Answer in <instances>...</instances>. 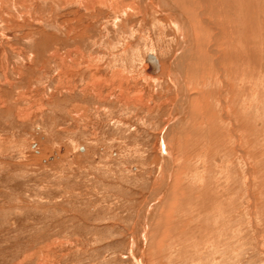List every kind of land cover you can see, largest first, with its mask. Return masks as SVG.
I'll return each instance as SVG.
<instances>
[{"label": "rangeland", "instance_id": "1", "mask_svg": "<svg viewBox=\"0 0 264 264\" xmlns=\"http://www.w3.org/2000/svg\"><path fill=\"white\" fill-rule=\"evenodd\" d=\"M262 24L264 0H0V264H264Z\"/></svg>", "mask_w": 264, "mask_h": 264}, {"label": "bare ground", "instance_id": "2", "mask_svg": "<svg viewBox=\"0 0 264 264\" xmlns=\"http://www.w3.org/2000/svg\"><path fill=\"white\" fill-rule=\"evenodd\" d=\"M157 1V0H156ZM160 2H162V1H160ZM229 2V1H228ZM157 3V2H156ZM164 3V2H163ZM243 3V2H242ZM158 4H160V3H158ZM160 6V5H159ZM172 6V5H171ZM207 6V5H206ZM210 9V8H209ZM166 10V9H165ZM231 10V9H230ZM233 10V9H232ZM116 11V10H115ZM210 11V10H209ZM216 12V11H215ZM227 12H229V11H227ZM170 13V12H169ZM178 13V12H177ZM176 14V13H175ZM182 13H178V15H177V17L175 18L176 20L175 21H177L178 22V25L180 26V29H181V31L183 32V31H186V30H188L187 29V26H189V24L185 21V19H184V17L181 15ZM228 14H232L231 12L230 13H228ZM227 14V15H228ZM216 16H217V14H216ZM220 16V15H219ZM233 16V15H232ZM231 16V17H232ZM235 16V15H234ZM233 16V20L235 19V17ZM212 17H215V16H212ZM226 17V16H225ZM230 17V16H229ZM196 18V17H195ZM216 18V17H215ZM221 17H217L216 19H220ZM225 19V18H224ZM227 19V18H226ZM226 19H225V21H226ZM260 19H262L263 20V18L262 17H260ZM221 21L223 20V18L222 19H220ZM259 20V19H258ZM204 21V20H203ZM227 21H229V20H227ZM224 21H222L221 23H222V25L224 26V23H223ZM261 22V21H260ZM220 23V24H221ZM227 24H229L228 22H226ZM225 23V24H226ZM250 23V22H249ZM191 24V23H190ZM216 24V23H215ZM226 24V25H227ZM175 25V24H174ZM262 25H264V24H262ZM220 27V26H219ZM229 28V31H227L228 33H229V36H228V34H227V37L225 38V39H227V44L226 45H229V46H233V42H234V40L233 39H235V37L233 36V33H232V31H235L234 29L232 30V27L230 26V24H229V26H228ZM218 28V27H217ZM222 28V27H221ZM220 28V29H221ZM213 29H214V27H213ZM219 29V28H218ZM225 29V28H224ZM224 31V30H223ZM187 32V31H186ZM218 33V32H217ZM243 33V32H242ZM235 34H236V32H235ZM183 35H185V33L183 34ZM185 36H188V35H185ZM184 37V36H183ZM190 37V36H189ZM188 37V38H189ZM187 38V37H186ZM186 38H185V40H186ZM222 38V37H221ZM240 38H242V37H240ZM239 39V38H238ZM237 39V40H238ZM245 39V38H244ZM244 39L242 38V40L244 41ZM248 39V38H247ZM241 40V39H240ZM223 41V40H222ZM221 41V42H222ZM243 41H241V42H243ZM187 42V41H186ZM236 42V41H235ZM204 43V42H203ZM243 43H245V42H243ZM187 44V46H188V43H186ZM247 44V43H246ZM215 46V45H214ZM221 46V45H220ZM186 47V46H185ZM249 47V46H248ZM201 49H203L202 48V46H201ZM184 50V49H183ZM182 50V51H183ZM207 50V49H206ZM205 50V51H206ZM224 50V49H223ZM251 50H252V48H251ZM260 50V49H259ZM262 50V49H261ZM220 51V50H219ZM226 51V50H225ZM256 52H257V50H256ZM184 53V52H183ZM204 53V52H203ZM252 53H254V51L252 52ZM256 54V53H255ZM152 55H154V54H152ZM212 56V55H211ZM214 56V55H213ZM215 56H217L216 54H215ZM219 57V56H218ZM224 57V56H223ZM157 58V57H156ZM220 58V57H219ZM157 60H158V58H157ZM184 60V59H183ZM222 60V59H221ZM182 61V60H181ZM180 61V62H181ZM218 61V60H217ZM230 61V60H229ZM147 62V61H146ZM158 62H159V60H158ZM219 62H220V60H219ZM227 62H228V60H227ZM239 62V61H238ZM211 63V62H210ZM223 63V62H222ZM148 64V63H147ZM207 65V64H206ZM212 65V64H211ZM264 65V64H263ZM208 66H210V65H208ZM232 66H233V64H232ZM238 66L240 67V64H238ZM254 66V65H253ZM148 73H149V71L151 70V65H149L148 64ZM207 67V66H206ZM234 67V66H233ZM233 67H232V69H233ZM211 68V67H210ZM218 68H219V65H218ZM242 68V67H241ZM245 68V67H244ZM251 68V67H250ZM178 69V68H177ZM212 69H214V66L212 67ZM220 69V68H219ZM231 69V70H232ZM236 70H237V68H235ZM239 69V68H238ZM243 69V68H242ZM161 70H162V65H161V63L159 62V71H158V73L157 74H155V75H152V74H150V75H152V76H156V75H158V74H160L161 73ZM240 70V69H239ZM217 71V70H216ZM221 71H223V70H221ZM264 71V70H263ZM220 72V71H219ZM229 72V71H228ZM237 73V72H236ZM235 73V74H236ZM240 74V73H239ZM176 75V74H175ZM233 75V74H232ZM244 75V74H243ZM209 76V75H208ZM216 76V75H215ZM225 76V75H224ZM151 77V76H150ZM176 77V76H175ZM238 77V76H237ZM240 77V76H239ZM226 79V78H225ZM240 79V78H239ZM209 80V79H208ZM219 80V79H218ZM231 80H233V77H232V79ZM230 80V81H231ZM210 82H211V79L209 80ZM217 81V80H216ZM215 82V81H214ZM181 83V82H180ZM247 83V82H246ZM231 86V85H230ZM227 88V87H226ZM242 89V88H241ZM226 91V90H225ZM237 91H239V90H237ZM243 91V90H242ZM182 92H183V90H182ZM187 92V91H186ZM234 92V91H233ZM210 93H211V91H210ZM214 93V92H213ZM243 93V92H242ZM186 94H188V93H186ZM224 94H226V93H224ZM201 95V94H200ZM207 95H208V93H207ZM216 95V94H215ZM232 95V94H231ZM186 96V95H185ZM212 96V95H211ZM227 96V95H226ZM185 99V98H184ZM203 100H205V98L203 99ZM207 100H208V98H207ZM202 101V100H201ZM209 101V100H208ZM229 101L227 100V103H228ZM181 103H183V102H181ZM202 103V102H201ZM204 103H202V105H203ZM229 104V103H228ZM184 105V104H183ZM206 105V104H205ZM229 106V105H228ZM202 107V106H201ZM208 107V106H207ZM180 108V107H179ZM205 108V107H204ZM200 109V108H199ZM202 109V108H201ZM225 109V108H224ZM200 111V110H199ZM202 111H205L204 109L202 110ZM210 112H213V110L212 111H210ZM215 112H217V111H215ZM227 112V111H226ZM223 113V112H222ZM230 113H231V111H230ZM184 114V113H183ZM199 114H201L200 112H199ZM203 114V113H202ZM214 114V113H213ZM206 115V114H205ZM209 115V114H208ZM211 115V114H210ZM201 116H204V114L203 115H201ZM210 117V116H209ZM201 118V117H200ZM208 118V117H207ZM213 118H214V116H213ZM199 119V118H198ZM225 119H226V117H225ZM232 119V118H231ZM238 119V118H237ZM200 120V119H199ZM228 120V119H227ZM195 121V120H194ZM230 121V120H229ZM229 121H228V123H229ZM246 121V120H245ZM200 122V121H199ZM202 122H203V120H202ZM207 122H208V120H207ZM234 122V121H233ZM249 122V121H248ZM247 122V123H248ZM215 123V122H214ZM243 123V122H242ZM246 123V122H245ZM217 124V123H216ZM234 124V123H233ZM203 125V124H202ZM227 127L226 128H228L229 129V125L227 124L226 125ZM235 126V125H234ZM242 126V125H241ZM206 127V126H205ZM210 127V126H209ZM211 127H213V125L211 126ZM223 127H224V129H225V126L223 125ZM195 128V127H194ZM217 127H216V125H215V129H216ZM233 128V127H232ZM183 129H184V127H183ZM186 130H187V128H185ZM212 129V128H211ZM218 129H219V127H218ZM231 129V128H230ZM244 129V128H243ZM205 130V129H204ZM207 130V129H206ZM203 131V130H202ZM228 131H230V130H228ZM234 131V130H233ZM198 132V131H197ZM204 132V131H203ZM208 132V131H207ZM200 133V132H199ZM202 133V132H201ZM206 133V132H205ZM205 133H203L204 135H205ZM211 133V132H210ZM250 133H251V131H250ZM193 134V133H192ZM198 134V133H197ZM209 134V133H208ZM221 134V133H220ZM224 135V134H223ZM222 135V136H223ZM200 138H202V134H200ZM210 136H212V135H210ZM221 136V137H222ZM235 136V135H234ZM197 137H198V135H197ZM197 137H196V139H197ZM214 137V136H213ZM215 137H216V135H215ZM223 138V137H222ZM217 139H218V137H217ZM221 139V138H220ZM200 140V139H199ZM208 140V139H207ZM191 141V140H190ZM189 141V142H190ZM197 141L198 140H196V143H197ZM204 141V140H203ZM202 141V142H203ZM245 141V140H244ZM199 142H201V141H199ZM211 142V141H210ZM233 142V141H232ZM191 143H193V142H191ZM194 143H195V140H194ZM204 143V142H203ZM231 143V142H230ZM211 144V143H210ZM200 145V144H199ZM166 146V145H165ZM228 146V145H227ZM232 146H234V145H232ZM219 147V146H218ZM221 148H222V146H221ZM224 148V147H223ZM165 149H166V147H165ZM218 149V148H217ZM221 150V149H220ZM227 150V149H226ZM222 151V150H221ZM203 152V151H202ZM194 153H195V151H194ZM253 153V152H252ZM192 154V153H191ZM256 161V160H255ZM222 167V166H221ZM199 170V169H198ZM193 171V170H192ZM262 171V170H261ZM169 172V171H168ZM192 174V173H191ZM191 174H190V176H191ZM219 179V178H218ZM217 179V180H218ZM215 180V179H214ZM190 183V182H189ZM188 185V184H187ZM218 186V185H217ZM196 187V186H195ZM218 187H220V186H218ZM211 188V187H210ZM213 188H215V186L213 187ZM230 188H232L231 186H230ZM218 189V188H217ZM181 190V189H180ZM190 190V189H189ZM208 190H210V189H208ZM224 191V190H223ZM188 193V192H187ZM233 194V193H232ZM157 195V194H156ZM209 195V194H208ZM212 195V194H211ZM156 197V196H155ZM218 197V196H217ZM191 199V198H190ZM157 200V199H156ZM209 200V199H208ZM159 201V200H158ZM213 201V200H212ZM220 201V200H219ZM155 202V201H154ZM216 201L214 200V203H215ZM229 202V201H228ZM185 203H187V202H185ZM184 203V205L186 206V204ZM213 203V204H214ZM217 203V202H216ZM234 203H235V201H234ZM190 204V203H189ZM180 206H182V204L180 205ZM153 207H155V206H153ZM187 207V206H186ZM209 207H211V206H209ZM185 209V208H184ZM219 209V208H218ZM149 210V212H150V209H148ZM220 210V209H219ZM146 212H148L147 210H146ZM151 212H152V210H151ZM191 212V211H190ZM213 213V212H212ZM150 214V213H149ZM211 214V213H210ZM214 215V214H213ZM222 215V214H221ZM147 216H148V214H147ZM146 216V217H147ZM211 216V215H210ZM221 217V216H220ZM247 218V217H246ZM146 219V218H145ZM216 219V218H215ZM212 220V219H211ZM217 220V219H216ZM219 220V219H218ZM209 221V220H208ZM148 222V221H147ZM146 222V223H147ZM221 225V224H220ZM230 225H232V223L230 224ZM243 226V225H242ZM223 227V226H222ZM221 227V228H222ZM176 229V228H175ZM215 229H217V228H215ZM223 229V228H222ZM175 231V230H174ZM213 231V230H212ZM220 232V231H219ZM214 233V232H213ZM233 233V232H232ZM186 234V233H185ZM194 234V233H193ZM206 234H208V233H206ZM215 234H217V233H215ZM225 234H227L226 232H225ZM244 234V233H243ZM211 235V234H210ZM213 235V234H212ZM143 236L144 235H142V238H143ZM194 236V235H193ZM208 236H209V234H208ZM181 237V236H180ZM189 237V236H188ZM187 237V238H188ZM215 236L213 235V238H214ZM186 238V237H185ZM212 238V237H211ZM212 238V239H213ZM219 238V237H218ZM206 239V238H205ZM184 240H186V239H184ZM188 241H189V239H187ZM187 240H186V243H188L187 242ZM193 240V239H192ZM211 240V239H210ZM213 240H215V239H213ZM212 240V241H213ZM212 241H210V243L212 242ZM203 242V241H202ZM179 243V242H178ZM182 243V242H181ZM204 244V243H203ZM207 244V243H206ZM183 245V244H182ZM205 245V244H204ZM209 245H211V244H209ZM213 246V245H212ZM212 246H211V249H212ZM216 246V245H215ZM184 247V246H183ZM182 247V248H183ZM197 247V246H196ZM194 249H195V247H194ZM204 249V248H203ZM171 250V249H170ZM183 250V249H182ZM184 251V250H183ZM213 251V250H212ZM185 252V251H184ZM183 252V254H182V256L184 255V254H186V253H188V252H186V253H184ZM180 253H182L181 251H180ZM218 253V252H217ZM168 255V254H167ZM187 255V254H186ZM173 256V255H172ZM203 256V255H202ZM178 257H181V255H178ZM184 258V257H183ZM140 260V259H139ZM202 260V259H201ZM141 261V260H140ZM139 261V262H140Z\"/></svg>", "mask_w": 264, "mask_h": 264}, {"label": "water", "instance_id": "3", "mask_svg": "<svg viewBox=\"0 0 264 264\" xmlns=\"http://www.w3.org/2000/svg\"><path fill=\"white\" fill-rule=\"evenodd\" d=\"M146 61L149 65H151L150 74L155 75L159 71V62L155 55L149 54L146 58Z\"/></svg>", "mask_w": 264, "mask_h": 264}]
</instances>
